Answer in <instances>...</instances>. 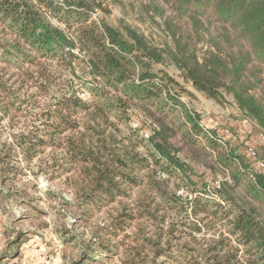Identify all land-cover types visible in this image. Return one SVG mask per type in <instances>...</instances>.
I'll use <instances>...</instances> for the list:
<instances>
[{
  "label": "trees",
  "instance_id": "obj_1",
  "mask_svg": "<svg viewBox=\"0 0 264 264\" xmlns=\"http://www.w3.org/2000/svg\"><path fill=\"white\" fill-rule=\"evenodd\" d=\"M138 1L160 14L166 46L94 19L111 12L103 0H0V124L12 110L33 109L22 90L32 101L52 97L44 114L54 131L49 142L86 175L84 202L101 209L139 189L133 210L125 206L114 222L126 232L140 221L122 264H264V158L204 127L173 93L181 84L164 67L175 66L216 103L233 105L264 136V0ZM75 48L84 73L74 66ZM55 62L78 81L58 90ZM13 66L18 92L5 79ZM85 90L88 99L80 97ZM132 111L150 122L147 130L133 127ZM13 140L0 134V175L21 174L17 155L36 157L48 143L33 132ZM206 160L210 183L197 181L191 168ZM107 235L102 226L95 238L112 252Z\"/></svg>",
  "mask_w": 264,
  "mask_h": 264
},
{
  "label": "rangeland",
  "instance_id": "obj_2",
  "mask_svg": "<svg viewBox=\"0 0 264 264\" xmlns=\"http://www.w3.org/2000/svg\"><path fill=\"white\" fill-rule=\"evenodd\" d=\"M116 1L103 0L111 12H95L92 17H102L108 24L122 30L127 27L136 29L155 46L170 43L163 20L160 14H156L150 1ZM164 9L167 7L164 6ZM72 52L78 56L74 66L79 73H84V56L78 48ZM164 67L181 84V87L173 89V93L182 94L189 109L199 115L204 127L216 130L229 143L240 148L242 146L244 151L246 148L255 149L264 158V146L259 144L262 143L263 135L251 126L243 127V119L233 105L216 103L187 83L175 66L166 63ZM53 70L58 78V90L66 89L71 81H78L59 68L57 62L53 65ZM4 73L13 91L18 92V69L13 66ZM15 82L17 84L14 85ZM183 88L185 91H182ZM18 95L34 105L33 109L27 108L17 113L12 110V114L0 124L3 139L13 144L15 136H27L33 132L34 136L43 137L48 143L37 149L36 157H25L22 153L17 155L15 164L21 168V174L0 175V264H122L129 257L127 245H133L140 221H130L126 232L115 230L114 222L125 206L129 211L133 210L139 199V189L129 190L131 197H118L116 202L101 209L86 204L82 198L86 175L81 172L80 166L73 163L71 154L49 142L48 137L54 131L51 124H45L44 114L48 106L55 103V99L42 95L32 101L26 90ZM88 95V91H80L82 99H88ZM131 113L133 127L139 129L144 126L147 130L150 122L146 123L141 117L142 113ZM65 135L72 134L68 132ZM144 137L147 139L148 135ZM211 164L210 160L202 162L200 166L191 164L196 175L194 178L210 183L213 176L209 169ZM179 194H184V191ZM102 226L109 233L103 241L112 252L99 248L102 239L98 242L95 238V233Z\"/></svg>",
  "mask_w": 264,
  "mask_h": 264
},
{
  "label": "built area",
  "instance_id": "obj_3",
  "mask_svg": "<svg viewBox=\"0 0 264 264\" xmlns=\"http://www.w3.org/2000/svg\"><path fill=\"white\" fill-rule=\"evenodd\" d=\"M245 123L247 124V121H245ZM209 128V127H208ZM263 140H264V136H263ZM249 153L255 157L256 156V150L253 148L249 149ZM259 168L264 172V162H259L258 164Z\"/></svg>",
  "mask_w": 264,
  "mask_h": 264
},
{
  "label": "crops",
  "instance_id": "obj_4",
  "mask_svg": "<svg viewBox=\"0 0 264 264\" xmlns=\"http://www.w3.org/2000/svg\"><path fill=\"white\" fill-rule=\"evenodd\" d=\"M243 122H244L243 127L251 126V125H249V124H246L244 120H243ZM251 127H252V126H251ZM252 128L254 129V127H252ZM254 130H255V129H254ZM256 132H257V131H256ZM259 135H261V134H259ZM258 139H259V138H258ZM261 142H262V143H259V142H258V143H259L260 145L264 146V143H263L264 140H262Z\"/></svg>",
  "mask_w": 264,
  "mask_h": 264
}]
</instances>
